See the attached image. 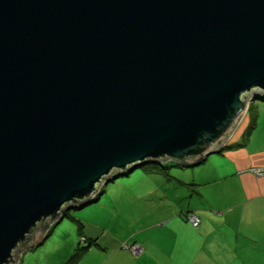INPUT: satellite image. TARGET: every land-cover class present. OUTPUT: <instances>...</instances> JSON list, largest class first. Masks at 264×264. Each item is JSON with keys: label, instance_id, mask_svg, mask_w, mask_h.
Masks as SVG:
<instances>
[{"label": "water", "instance_id": "water-1", "mask_svg": "<svg viewBox=\"0 0 264 264\" xmlns=\"http://www.w3.org/2000/svg\"><path fill=\"white\" fill-rule=\"evenodd\" d=\"M264 99V0H0V264L102 183L201 163Z\"/></svg>", "mask_w": 264, "mask_h": 264}, {"label": "crops", "instance_id": "crops-1", "mask_svg": "<svg viewBox=\"0 0 264 264\" xmlns=\"http://www.w3.org/2000/svg\"><path fill=\"white\" fill-rule=\"evenodd\" d=\"M254 111L223 147L202 161L206 165L193 177L198 206L179 205L180 214L156 211L157 221L120 236L77 217L83 223L76 228L79 240H70L53 264H64L82 236L96 243L81 250L72 264H262L258 260H264V177L248 168L264 165V118L260 121ZM251 120L254 126L247 131ZM188 211L199 216L197 227L186 218ZM124 242H138L143 249L133 253ZM21 257L27 262L25 255Z\"/></svg>", "mask_w": 264, "mask_h": 264}, {"label": "rangeland", "instance_id": "rangeland-1", "mask_svg": "<svg viewBox=\"0 0 264 264\" xmlns=\"http://www.w3.org/2000/svg\"><path fill=\"white\" fill-rule=\"evenodd\" d=\"M250 103L235 131L245 124L248 115L254 114V110L259 112L260 121L264 118V99L258 98L251 100ZM252 123L253 120L249 125ZM204 165L205 162L183 166L170 159L164 161L165 168L161 171H148L143 167H137L128 174L102 183L99 188L101 194L96 201L80 208H70L69 214L79 218L81 216L90 223L98 222L110 228L117 236L127 234L157 221L160 215L155 213L156 211L165 209L180 214L179 205H182L183 209L189 205L198 206L196 204H199V196L196 195L197 185L193 177ZM180 191L182 193L178 194ZM76 228V221L64 215L51 227L52 231L43 245H37L22 253L27 257V262L23 261L20 255L19 261L22 259L20 264H53L66 250L70 240L75 239L76 242L79 240ZM258 261L264 264V260Z\"/></svg>", "mask_w": 264, "mask_h": 264}, {"label": "trees", "instance_id": "trees-1", "mask_svg": "<svg viewBox=\"0 0 264 264\" xmlns=\"http://www.w3.org/2000/svg\"><path fill=\"white\" fill-rule=\"evenodd\" d=\"M250 102L248 104V108L250 107ZM254 126V122L248 126L247 131H249L252 127ZM143 168H145L148 171H154V170H164V163H155V162H148L145 165L141 166ZM79 205L74 206L75 208H78ZM187 213V212H186ZM63 215H67L70 218H72L74 221H76L77 225L79 228H82L83 223L82 221L77 218L72 216V214H69V211L66 210ZM187 218V217H186ZM87 241V243L85 244H81L82 241ZM92 243H96V240L93 238L88 239L85 236H82V239L80 240V242L78 243V246L75 248L74 252L71 254V256L67 259V261L64 264H72L74 262V260H76V258L78 257L79 253L81 252V250H85L87 249L88 246H90ZM19 264V263H18Z\"/></svg>", "mask_w": 264, "mask_h": 264}, {"label": "built area", "instance_id": "built-area-1", "mask_svg": "<svg viewBox=\"0 0 264 264\" xmlns=\"http://www.w3.org/2000/svg\"><path fill=\"white\" fill-rule=\"evenodd\" d=\"M248 170H250L252 173H254L257 176H261L264 177V165H254V166H250L248 168ZM186 217L188 219V221L194 226L197 227L200 223V218L199 216L193 212V211H188L186 213ZM124 246L130 248L133 253H137L142 251V246L138 243V242H133V243H126L124 242Z\"/></svg>", "mask_w": 264, "mask_h": 264}]
</instances>
